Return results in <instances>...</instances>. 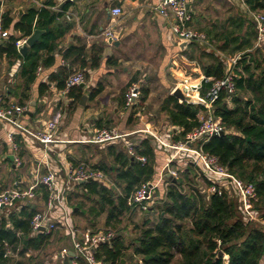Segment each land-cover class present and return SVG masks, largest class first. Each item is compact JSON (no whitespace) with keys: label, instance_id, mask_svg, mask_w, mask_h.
I'll use <instances>...</instances> for the list:
<instances>
[{"label":"trees","instance_id":"16d2710c","mask_svg":"<svg viewBox=\"0 0 264 264\" xmlns=\"http://www.w3.org/2000/svg\"><path fill=\"white\" fill-rule=\"evenodd\" d=\"M245 2L253 11L264 10V0ZM53 5L54 0H47L42 7L32 6L16 21L11 15V9L3 13V29L7 30L13 26L14 30L0 43V57L9 58L11 65L18 59H23L21 74L26 78V92L36 78V69L40 62L46 66L54 63L53 51L57 48L58 40L66 32L64 26H60L58 22L63 10L70 3L62 10L52 9ZM199 19L201 20L200 17L195 20ZM191 24L194 25L193 19ZM37 28L44 29L45 33L29 47L25 55H22L17 47V41L30 36ZM255 28V22L246 16L229 13L223 20H216L200 27L206 34L207 43L215 44V50L203 49L197 40H192L182 52L190 60L201 62L200 67L205 77L202 80L200 95L204 98H208V92L215 82L225 79L228 75L227 64L216 50L230 56L241 54L235 65L237 71L232 78L234 91L229 92L227 87H223L214 103L215 114L221 117L225 133L198 141L197 146L204 152L216 156L220 164L232 174L245 182L255 184L258 204L260 203L257 204V208L264 220V69L258 71L259 62L255 64L258 61L257 56L248 50L253 46L257 36ZM84 50L85 46L74 44L67 49L64 56L72 57L71 64H74L73 61L78 60ZM44 51L47 52V56L43 58ZM196 51L200 54L199 59L193 53ZM101 56L100 49L92 58L93 67L100 64ZM84 61V59L80 61L81 67L86 65ZM240 66L242 69H238ZM69 74L62 67L56 75H52L51 80H57V86L63 89ZM47 89L48 85L40 84V94ZM75 90L80 92L76 94ZM101 90V87L94 88L90 98H96ZM140 91L143 103L150 94V88L143 85ZM243 92L251 93L252 97H242ZM69 94L72 96L76 94V101L82 96L81 88L78 85L74 86ZM23 96L29 97L27 93ZM228 100H231L233 106L229 105ZM21 104H24L23 101ZM201 110H205L204 104L181 101L174 94H169L162 105V111L166 112L170 122L181 129L176 140H183L189 132L200 125ZM135 149L136 154L147 158L146 162L133 161L132 155L125 148L112 145L109 152L114 155L115 164L101 161L93 165L103 170L106 175L115 173L116 181L122 184V193L114 194L111 187L105 184L106 181L93 180L75 184L83 187L88 195L98 196L102 210L109 208L110 219L117 218L125 211L136 207L128 204L127 197L142 182L152 180L155 175L158 151L151 140L144 139L135 146ZM192 172L190 166L185 168L186 176ZM168 181L158 221L152 224L146 215L139 235L130 246L126 243L123 233L118 232L109 243L105 242L99 246L98 257H103L111 264H121L125 252L131 247L133 256H139L141 260L136 264H173L176 260L177 264H264V229L255 224L244 223L238 215L237 202L228 191L208 195L196 190L187 193L182 190L183 179L172 177ZM39 187L43 192V198L47 199L49 194L47 185L40 184ZM38 211V208L30 203L24 205L20 212H11L8 217H2L0 264H11L12 261V258L5 256V241L14 251L19 250L21 255L29 253L30 250H40L49 244L54 235L53 230L32 234L31 221ZM221 250L223 255L219 256ZM225 255L228 256L227 259ZM73 258L77 264H86L80 257H70ZM70 259L66 264H71Z\"/></svg>","mask_w":264,"mask_h":264},{"label":"crops","instance_id":"0c3cea01","mask_svg":"<svg viewBox=\"0 0 264 264\" xmlns=\"http://www.w3.org/2000/svg\"><path fill=\"white\" fill-rule=\"evenodd\" d=\"M10 1L6 5V0H0L1 21L3 20V13L7 9H11V15L16 21L28 8L32 6L42 7L47 2V0ZM200 1L189 0L193 22L198 17L203 20L205 18V15L201 14L200 9L196 6V3ZM157 2L158 0H73L68 2L70 5L63 10V15L58 22L60 26H64L66 32L58 40L57 48L53 51L55 61L48 66L42 61L40 62L39 66L42 67L41 75H37L38 66L36 78L30 83V89L27 92L25 91L26 78L21 74L23 59H18L11 65L9 58L6 56L0 57V107H6L9 104L27 106V113L24 112L21 115L13 116L11 119H0V158L8 161L15 173L21 169L20 166L23 163L26 170H29V175L27 172L23 174L22 171L19 174L16 173L13 185L7 189L0 188V193L11 188L30 190L32 187L34 193L33 197L25 196L16 199L11 206L5 209L7 214L4 213L3 216H0L1 219L2 217H8L11 212H20L24 205L30 203L36 206L39 211H41V205L45 208L48 198H43V192L39 185L44 184L40 181V176L48 174L49 171H55L61 182L63 181L65 184L71 183L72 189L74 186L72 182H69V166L80 165L76 164V161L78 162L81 159L88 160L90 156H94L92 153L87 156L86 152L81 150L80 154L75 147L77 144H81L85 146V149L91 150L94 141L88 137L92 136L97 128H102L103 126L123 131L121 139L104 142L100 145L101 148L105 149L109 157H107L106 161L112 162L113 159L115 162L114 155L109 152V147L112 145L117 148H125L129 154L130 147H133L135 155H130H132V158L135 157L136 160L141 161L139 156L143 155L136 154L135 146L144 139L149 138L158 151L156 170L161 171L163 169L165 171L166 168L170 169L174 166V164H169V160L166 161V156L164 158L166 162L162 163L163 166H158L159 163L161 166L163 154L169 149L159 147L158 140L154 136L165 137L167 132L170 133L171 131L159 132L155 123L146 117L148 114L146 110L144 115L140 108L143 104L146 105V108L152 104V99L150 98L153 89L149 87L150 94L147 100L142 103L140 96L132 110L123 109L124 91L123 93L121 91V85H131L132 83H137L138 85H190L186 76L179 75L184 74V71L180 70L178 74L175 72L178 55L181 54L188 59L182 51L188 46L189 42L184 41L187 43L184 47L182 46L183 42H178L172 30V23L175 22V18L161 14L155 8ZM61 4L59 9L54 8V5L52 9L62 10ZM245 4L247 5L246 2ZM115 6L122 7L123 13L121 15L114 16L112 14L111 10ZM216 20L219 19L213 20L209 18L206 24ZM7 30L12 33L14 30L13 26ZM109 30L115 35L112 41L110 40L112 38L106 35ZM115 41H118V44H115ZM197 41L200 42V40ZM204 41L207 42V38ZM74 44L85 46V50L80 58L73 61L74 64H71L72 57L65 58L64 54ZM100 49L102 50L100 64L93 67L92 58L95 57ZM42 54L43 58L47 56L46 51L42 52ZM83 59L86 65L81 67L82 62L80 61ZM188 61L196 64V60L188 59ZM62 67L70 74L76 70H82L85 73L84 86L78 85L81 88L82 96L85 93L88 94L85 105L80 103L82 96L75 101V95L80 92L79 90H75L76 94L73 96L69 93L64 95L62 94V89L57 86V80H51L52 75H56ZM147 71L154 76L148 75L146 77ZM134 78L137 79L133 80ZM143 80L145 82L141 83ZM41 83L48 85V89L43 94H40L39 90ZM96 87H101L102 90L96 98L91 99V91ZM176 87L169 94H173ZM183 90L190 95L187 88H183ZM24 93H27L29 97L25 98L23 96ZM21 101L24 104H21ZM120 106L122 109H120ZM136 116H140L141 122L137 121ZM49 120H55L58 127L56 130V141L52 144L50 157L47 159L43 156L44 152L41 156L35 152L32 142H35L38 146H42V144L33 139L31 132L37 130L44 122ZM169 125L175 133V138H172V140L179 141L176 140V137L181 131L180 127L173 123ZM11 132L14 134L13 139H10L9 136ZM127 137L135 139L132 145H129L126 141ZM117 143H121L120 146ZM12 156H14V159ZM31 156L34 158L33 166L29 164L27 159L31 158ZM16 157L22 160L20 164H17ZM94 164L90 167H93ZM66 168H68V171H66ZM60 171L62 174H59ZM170 178L172 177L169 176L168 180ZM207 180L210 181L209 178ZM160 182L161 179L153 182L155 188L159 186ZM79 184H82V182ZM166 189L163 190V193H166ZM72 249L70 248L69 250L72 251Z\"/></svg>","mask_w":264,"mask_h":264},{"label":"built area","instance_id":"2783aa9c","mask_svg":"<svg viewBox=\"0 0 264 264\" xmlns=\"http://www.w3.org/2000/svg\"><path fill=\"white\" fill-rule=\"evenodd\" d=\"M64 0H55L56 9L60 8V4ZM245 3V0H242ZM189 0H158L156 9L166 17H174L175 22L172 23L173 33L176 35L178 42L206 39L205 33L196 30L191 21L193 19L192 11L189 7ZM114 16H119L123 13V9L120 6H115L111 10ZM255 23L259 32V39L264 36V15L255 14ZM9 31L3 29L2 21L0 17V43L5 37L9 35ZM106 35L110 38H114V33L109 30ZM26 38L17 41V47L20 48L26 43ZM232 62L236 63L237 58L231 57ZM42 67L39 66L37 75H41ZM85 73L82 70H76L71 73L66 79L65 88H63L62 94L69 93L70 89L76 85H79L85 81ZM233 75H227L223 80L215 82L213 87L208 92V98L202 99L205 105V110L208 112V117L201 121L200 125L195 127L190 133H188L183 140L173 141L172 134L167 132V136L160 137L154 135L158 140L159 147L168 148L172 153L170 155L171 160L177 158L178 153L187 151L190 156V162L196 167H200L203 174L210 179L212 186V193H223L228 191L237 202V209L244 213V217L248 220H257L259 217V210L255 205L258 199L256 186L253 182H245L240 177L232 174L229 170L220 164L216 156L210 155L202 150V148L196 146L193 147L194 142L201 140H207L215 132H219L223 129V123L221 117L215 114V101L220 96V91L223 87H227L229 92L234 91V82L232 80ZM188 92L189 89H187ZM140 85L132 83L128 86L124 94V108L130 109L136 103L140 97ZM27 110L26 105L9 104L6 107H0V119H11L8 115L18 116ZM57 122L55 120H49L44 122L43 125L31 134L33 139L39 141L43 146L44 158L50 157V150L52 144L56 141ZM97 135L91 139L94 142H108L114 141V139L121 137L122 135L117 133L116 130H109L108 128H97ZM10 139H13L14 134L9 133ZM130 154L135 155L133 147L129 149ZM186 154V153H185ZM142 162H146L145 156H139ZM17 164H20L22 160L19 157L15 158ZM170 162V159H169ZM169 165V164H168ZM69 182L73 184L86 183L90 178L97 181H106L108 176L106 173L99 169L90 167L86 164H80L76 166H69ZM40 181L47 185L49 196L46 201L45 209L38 211L32 218L31 227L32 233L38 232H50L56 228V222L53 221V217L56 215V210L63 209L66 223L64 224L70 229V234L73 241L74 256L70 253L71 250L64 248L57 257L62 260H66L70 257H80L86 264H111L103 257H98V248L102 243H109L116 235L113 229H98V230H85L78 231L73 227L67 219V196L71 189V183L65 184L61 182L55 171H49L48 174L41 177ZM33 188V187H32ZM32 188L30 190H21L18 188H11L0 193V216L7 214L5 209L13 204L16 199L30 196L33 197L34 193ZM155 185L151 181L143 182L139 187L134 190L128 197L127 202L129 205H136L140 210L147 211L149 204L147 201L152 197ZM233 192V195L231 194ZM210 194V193H209ZM63 221V220H62ZM42 227L45 230H42ZM5 256H9L12 252V246L5 241ZM28 254V253H27ZM71 264H77V261L71 259Z\"/></svg>","mask_w":264,"mask_h":264},{"label":"rangeland","instance_id":"374dc122","mask_svg":"<svg viewBox=\"0 0 264 264\" xmlns=\"http://www.w3.org/2000/svg\"><path fill=\"white\" fill-rule=\"evenodd\" d=\"M11 2L10 0H6L7 3ZM196 6L198 9H200V13L204 14L205 18L199 19V21L194 20L193 27L196 30H200L201 26H204L209 18L211 19H219L223 20L225 19L229 13L235 14V15H242L246 16L250 21H253V23L256 21L255 14H263L264 10H257L252 11L242 0H201L199 3H196ZM256 24V23H255ZM255 30L257 31L256 38L254 39L253 46L248 49L251 52H254V55L257 56L256 59L258 60L255 64L258 62V71L260 72L262 69H264V36H261V39H259V32L257 29V24ZM26 38V37H25ZM23 39V38H22ZM200 46L203 49L207 50H215L216 46L212 43H207L206 41H198ZM198 59L200 58V54L198 51L193 52ZM216 53L225 61L227 64V71L228 75L234 76L237 71L235 69V65L238 63V60L241 58V54H236L235 57L237 58L236 63L232 62V58L230 55H226L219 50H216ZM187 57V56H186ZM188 58V57H187ZM189 59V58H188ZM188 59L183 57L181 54L178 55L177 58V64L175 65L176 73L178 74V71L182 70L184 71V74H179L181 76H186L188 81V84L190 85H146L151 87L152 90V104L149 105L148 108H146V105L143 104L140 108L142 109L143 113H148L146 117L150 118L154 123L155 126H157V129L161 133H165V131H171L172 138H175V133L172 128L169 127L170 120L166 114V112L161 110V106L163 105L164 101L167 99V96L172 91V89L175 86H182L183 88H187L190 91V101L191 102H198V103H204L201 98H204L200 95V89L202 88V80H203V73L202 69L200 67L201 62L196 61L195 63L189 62ZM197 65V67H196ZM200 68V69H198ZM238 69H242V66H240ZM150 74L149 71L146 72V77ZM156 76V75H155ZM143 80L141 83H144ZM144 85V84H143ZM143 85H140L143 86ZM129 85H121L122 93L126 92ZM126 87V89H125ZM244 98L252 97L251 93H242L241 95ZM228 103L230 106H233L231 100H228ZM120 109L122 107L120 106ZM125 109V108H123ZM131 110L133 108H130ZM134 111V110H133ZM113 112V111H112ZM145 115V113H144ZM208 112L206 110H201L199 113L200 121H203L205 118L208 117ZM137 121L141 122L140 116H136ZM104 128H107L106 126H103ZM109 130H112V127L108 128ZM224 129V128H223ZM116 130V129H114ZM117 133L121 134L123 136L122 130H116ZM97 135L96 131L93 133L92 136L88 137L90 139H93V137ZM121 136V137H122ZM121 137L114 139L117 141L118 139H121ZM88 140V139H87ZM122 141V140H120ZM119 141V142H120ZM126 141L129 145H132L135 141V139H132V137H127ZM111 142V141H108ZM90 143V142H88ZM94 144L90 149H85L83 145L77 144L75 149L77 148L78 151H84L86 152V155H90L91 153L94 156H90L88 160L81 159L78 162L76 161V164H87L89 166H92V164L98 162V161H106L108 155L105 152L104 148H101V144L104 142H93ZM123 143V141L121 142ZM121 143H117V145L120 146ZM108 144V143H106ZM32 146L35 148V152L38 153L39 156L43 154V147L38 146L35 142H32ZM197 143L194 142L193 147L196 148ZM1 148V147H0ZM103 149V150H102ZM171 151L166 150L163 154V159L161 161V166L159 163V167H162L164 162L168 161L170 159L169 164H174L173 167L170 169H167L164 171L163 169L156 170L155 175L153 176L152 180L147 181H155L158 179H161V182L159 183V186L156 187L152 193V197L147 201L149 204L147 211H142L138 207H132L130 210L125 211L123 214H120L117 218L110 219L109 218V208H105L102 210V204L100 202V198L98 196H91L88 195L85 191V189L82 187H78L77 185L73 184V188L69 190L68 196H67V219L68 222L78 229V231H85V230H98V229H113L116 233L122 232L123 237L128 244V246L131 245L132 241L139 235L140 228L143 224L145 215H147L152 224L156 223L159 219V213H160V206L162 205L163 201L165 200V193H163V190H165L168 187V177H179L180 179H183L184 184L182 186V190L184 192H191L193 190L201 191L203 195H208V193L212 194V186L209 185L207 178L203 174V171L200 169V167H194V164L190 163V156H188L187 151H182L178 153L177 158L175 159L170 158ZM186 153V154H185ZM81 154V152H80ZM4 156V155H3ZM165 156L167 160L165 161ZM22 157V156H21ZM30 157V156H27ZM23 158V157H22ZM109 158V157H108ZM29 161V164L33 166L34 158L31 156V158H27ZM24 160V158H23ZM109 160V159H108ZM164 160V161H163ZM0 188H9L13 185L14 176L19 173L24 174V172L28 171L24 167V163L20 166V168L14 172V170L11 168V164L6 161L2 160L0 158ZM111 161V160H109ZM108 162V161H107ZM109 164H115V162L112 159V162H108ZM187 166H190L193 169V172L190 173L188 176L185 175V168ZM66 171H68V168H66ZM46 173V172H45ZM41 173V174H45ZM64 173V172H63ZM59 174H62L60 171ZM108 180H106L105 184H108L111 187V190L114 194L118 195L122 193V184H119L115 179V173L108 174ZM42 177V176H40ZM144 181V182H147ZM143 183V182H142ZM233 195V192H231ZM231 196V195H230ZM233 197V196H231ZM258 199L255 202L256 207L260 205L258 204ZM258 204V205H257ZM44 206L41 205L40 210H43ZM12 210V208H11ZM238 215L240 218L244 221V223L248 225H258L264 229V220L261 218L260 210H259V217L257 220H251L248 221L244 217V213L237 209ZM56 215L53 217V221L56 222V228L53 230L54 235L51 238L49 244H47L45 247H43L40 250H30L28 254L21 255L19 250L14 251L12 249L11 254L9 255V258H12L11 264H66L68 261V258L66 260L60 259V257H57V255L64 249H70L73 248V241L70 234V229L65 226L66 218L63 212L62 208H59L56 210ZM3 216V214L1 215ZM63 220V221H62ZM125 257L122 259L121 264H136L137 262H141L139 256H133L132 254V248L130 247L129 250H127ZM179 257V256H178ZM225 258L227 259L228 256L225 255ZM177 264V260L173 263Z\"/></svg>","mask_w":264,"mask_h":264},{"label":"water","instance_id":"95a60500","mask_svg":"<svg viewBox=\"0 0 264 264\" xmlns=\"http://www.w3.org/2000/svg\"><path fill=\"white\" fill-rule=\"evenodd\" d=\"M72 1H73V0H64V1L62 2L61 6L64 7L66 3H68V2H72ZM188 5H189V4H188ZM43 33H45V30H44V29H40V28L35 29L34 32H33L30 36L27 37V39H26V43L20 48V52H21V54H22V55H25L26 52L28 51L29 47L33 46V45H34V44L40 39V37H41V35H42ZM110 40L112 41L113 39H110ZM115 44H118V41H115ZM186 44H187L186 42H183V43H182V46L184 47V46H186ZM81 86L83 87V86H84V83H81ZM173 94L176 95V96H177L179 99H181L182 101H186V100H189V101H190V95H188V94H186V93L184 92L182 86H177V87L174 89ZM87 98H88V94L85 93V94L82 96V99H81L80 103H81L82 105H85ZM25 113H27V112L25 111ZM8 116L12 118L11 115H8ZM14 118H16V117H14ZM224 133H225L224 129H221L219 132H215V133H213L212 136L223 135ZM12 158L14 159V156H12ZM132 160H136V158L133 157ZM92 180H93V179L90 178L88 181H92ZM1 220H2V219H1V217H0V223H1ZM42 230H45V228L42 227ZM70 253H71L72 255L75 254L74 251H71ZM221 255H223V251H222V250L219 252V256H221Z\"/></svg>","mask_w":264,"mask_h":264}]
</instances>
